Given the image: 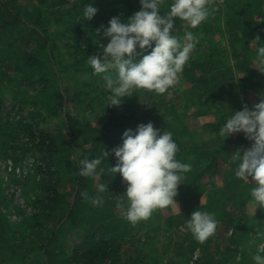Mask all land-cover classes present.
<instances>
[{
  "label": "trees",
  "instance_id": "obj_1",
  "mask_svg": "<svg viewBox=\"0 0 264 264\" xmlns=\"http://www.w3.org/2000/svg\"><path fill=\"white\" fill-rule=\"evenodd\" d=\"M89 3L92 0H0V160L10 159L26 168L22 181L12 176L9 181L20 189L26 208L31 209L27 214L18 207L13 195L5 193L8 187L0 178V264H175L167 258L168 252L180 256L186 245L191 251L199 250L200 256L194 264L248 262L245 244L254 215L245 218L243 209L249 202L252 186L246 187L245 183L242 186L234 171L218 174L220 164L232 160L237 150L246 151L251 142L242 133L223 140L219 131L230 112L242 110L238 105L226 104V97L235 94L226 85L232 78L244 75L248 82L239 78V88L253 91L258 101L264 95V78L252 68L255 57L248 56L251 51L245 47L257 35L264 41V0L225 3L227 17L235 10L236 20L247 16L250 25L240 28L241 36L231 40L234 65L227 62L230 54L223 50L221 37L212 46L213 35L219 31L212 26H218L223 7L216 6L202 28L191 29L185 22L175 21L173 34L177 38L186 31L202 36L181 75L180 80L187 81L189 87L181 93L177 87L172 90L179 93L181 113L185 115L178 113L170 101H155L164 94L145 90L124 98L119 107L107 105L108 92L102 78L93 74L88 57L102 52L108 40L102 39L98 46L95 33L101 26L107 27L113 17L127 19L140 10V3L139 0H94L92 6L98 9L97 14L85 20L83 9ZM168 3L170 0H165L162 13L168 11ZM254 14L260 22L251 24ZM207 24L213 25L207 29ZM238 42L242 48L234 46ZM146 54L138 55L137 60ZM6 91L8 97L4 95ZM143 96L149 103L140 104ZM157 103L163 106L161 110L156 109ZM71 105L98 115V119L93 124L89 117L75 118L68 112ZM189 110L192 111L189 117L211 116L212 122L193 128L179 123ZM149 122L154 128L173 134L179 146L177 159L192 166L175 198L189 212L184 218L156 215L158 232L162 228L169 231L162 236L155 233L146 240L150 245L138 238L141 225L126 221L117 207L126 204L120 197L126 185L119 174L113 176L111 171L117 163L115 157L109 155L103 161L100 181L78 175L76 158H96L103 150L111 153L122 143L125 130ZM62 127L67 131L66 138ZM212 135L216 141L210 146L205 140ZM209 175L220 176L223 186L206 192L203 180ZM100 182L107 185V192H98ZM233 182L240 186H231ZM85 192L89 197L101 196L103 205L94 207L82 195ZM204 194L205 202L198 203L196 209L214 213L218 225H224L223 232L227 227L233 228L223 237L225 245L221 248L218 227L204 242L185 229L188 214L195 208L193 202H200ZM228 205L232 206L231 210L227 209ZM75 232L82 242L67 252L66 238ZM159 237L164 240L161 256L153 248Z\"/></svg>",
  "mask_w": 264,
  "mask_h": 264
},
{
  "label": "clouds",
  "instance_id": "obj_2",
  "mask_svg": "<svg viewBox=\"0 0 264 264\" xmlns=\"http://www.w3.org/2000/svg\"><path fill=\"white\" fill-rule=\"evenodd\" d=\"M92 3L83 9L85 20L97 14L98 9ZM139 3V11L127 19L113 17L107 27L101 26L95 33L98 46L102 39L108 43L102 52L89 56L88 61L93 74L104 82L108 106L119 107L124 98L134 96L138 90L162 95L178 85L199 41L193 31H186L182 39L177 38L173 34L175 21L197 29L216 11L212 0H170L166 13L161 11L165 0H139ZM249 45L255 50L258 71L264 73V41L257 35ZM144 52L148 54L137 60ZM230 113L219 134L224 140L242 133L251 142L246 151L233 153V159L238 162L235 176L252 185L249 204L254 212L257 208L264 210V95L251 109L245 105L242 110ZM121 140L111 153L103 150L100 156L91 159L77 156L78 175L100 181L104 171L100 166L113 155L117 161L111 168L113 176L119 174L126 185L120 196L126 204H117L126 221L135 225L149 220L158 209L175 206L178 210L175 200L178 187L192 166L177 159L179 146L173 134L158 130L149 122L137 125L134 130H125ZM98 192H107V185L100 182ZM82 195L94 207L103 205L101 196L89 197L86 192ZM217 225L214 213L196 209L186 219L185 229L204 242L215 234ZM255 236L264 240V231H256ZM252 261L264 264V243L259 244Z\"/></svg>",
  "mask_w": 264,
  "mask_h": 264
},
{
  "label": "rangeland",
  "instance_id": "obj_3",
  "mask_svg": "<svg viewBox=\"0 0 264 264\" xmlns=\"http://www.w3.org/2000/svg\"><path fill=\"white\" fill-rule=\"evenodd\" d=\"M228 1H231V0H212V3L215 6L223 7V11H221V13H220V19H219L218 26H214L213 24H207L206 28L209 29L212 25H213L212 26L213 29H217V27L219 28V31L217 30V32L213 35L212 46H215V43L219 40L218 38L221 37L222 41H223L222 43L224 45L223 50L229 52V54H230V57H229V59H227V62H229L231 65H234L235 61L231 57V44H232L231 40H233V38H235L241 34V32H239L240 28H242L243 26L244 27H250V25L248 23L247 16L243 15V18L239 17V19L236 20L235 16H237V14H236L235 10H231V15H229V17H227L225 15V3H227ZM235 9H237V8H235ZM262 9L264 10V6L262 7ZM253 17H255V18H253ZM253 17H252L253 20H252L251 24H255V23L260 22V18H258L257 15L254 14ZM236 21H238V22L236 23ZM230 22L233 23V26H231V27H230ZM202 25H200L199 28H202L203 27ZM182 37H181V39H182ZM200 37H202V36L200 35L198 37V40L200 39ZM235 39H237V38H235ZM249 44H250V42H248L245 45L246 49L249 48V50L251 51V52H248L247 54H248V56L255 57V55H256L255 50ZM234 46H236L237 49H239V47L242 48V44H240L239 42L234 43ZM252 68L255 69L256 72H259L258 71L259 66L256 65L255 62H253ZM260 74H262L261 76L264 78V74L263 73H260ZM239 78L241 80H244L245 76L244 75H237L234 78H232L228 84H226L230 87V89L235 90V94L233 96L226 97V104L227 105H233V106L238 105L241 109L245 105L248 108H250L251 106H254L256 103L259 102L257 99V95L253 91H250V90H248V91L243 90L242 91L239 88V87H241V85L238 81ZM245 81H246V78H245ZM246 82H248V79ZM175 87H177L178 90L180 91L179 93H181L184 89L187 90V88L189 87V83L185 80L184 81L180 80L179 84L176 85ZM175 87H173V88H175ZM173 88L169 89V92H167V94H164L162 97L158 98L155 101H159V100H161V101L165 100L167 102L170 101L178 108V110L180 111L178 113L182 114L181 111L183 109V105H182V102L180 100L181 97H180L178 92H172ZM4 95L6 97H8V91H6V93H4ZM164 97L167 98V100L164 99ZM143 103H145V104L149 103L148 98H145V96L141 97V99H140V104L142 105ZM162 107L163 106L160 103L156 104V109L161 110ZM229 109H231V108L229 107ZM83 111H84V109H78V108L76 109L75 105H71L68 108V112L71 115H73L75 118H81L83 116H86V117L90 118V119L87 118L89 121H91L90 123L94 124L95 119H98V115H94V114L92 115L91 112H89V111L87 113H85ZM234 111L235 110H233L232 112H234ZM191 112L192 111L189 110L186 113L185 118H183L184 116H182L179 123H181V121H182V123L184 125H186L187 127L193 128V127L200 125V124L212 122V121H210L211 116H204V117H199V118H195V119L192 117H189ZM144 114H146L145 111H144ZM182 115H185V114H182ZM58 121L61 125L62 118L61 117L58 118ZM62 131H63V134L66 138L67 137V131L64 127H62ZM205 141H206L207 145L213 146L215 144L216 138H215V136L212 135V136H210V138L206 139ZM77 152L79 155H81L79 149H77ZM226 163L227 164H224V165L220 164L218 175H220L222 171H224V173H225V170L228 172L234 171V174H235V169L237 167L238 162L232 158V160H229ZM7 175H8V173H4L2 171L0 172V178H2L1 183L3 184L5 182H7L6 186H8V176ZM231 175H232V173H231ZM21 181H22V178H21ZM203 183L206 185L205 186L206 192H208L209 189L215 190V188L223 186L222 185L223 182H222V179L220 176H212V175L210 176L209 175L206 178H204ZM249 183L252 184L251 179H249ZM241 184L243 186L244 182ZM233 185L240 186L238 183H234V182L231 184V186H233ZM251 186L252 185L246 184V187H251ZM2 188H5L4 185H2ZM250 190H251V188H250ZM7 191H8V189H7ZM5 193H6V191H5ZM231 195H232V193L230 194V196ZM205 200H206V194H204V196L201 198L200 202H198V201L193 202V206H195V208L193 210H195L199 206L198 203L203 204L205 202ZM176 204H177L178 210L175 208V206H172V207L166 208V209H158L153 213L152 217L149 220L137 223V224L141 225V228H139V230H138L139 231L138 238H140V241L150 245L151 243L147 242L146 240H149L155 233H158V235L162 236L169 231V229L162 228V230L160 232H158V230L156 229L157 226L155 225V221L158 217L156 215L159 214L162 217H165L166 215H169V214L172 215L173 214L174 216L184 218V216L189 212L188 209L183 208L177 202H176ZM231 208H232L231 205L227 206V209L231 210ZM243 210L245 211V215H244L245 218H251L254 215V221H252V223L250 225H248V223H246V225H248V228H249V231H248V233H249L248 239L249 240L246 241L245 248H246V251L249 253V259L250 260L248 262H243L242 264H248V263L253 262L252 256L256 254V251H257L259 244L264 243V240H261L255 236L256 231H264V210H262V209L257 210L256 209L254 212V209L249 204V202L246 203V206ZM191 213L192 212H190L188 215H191ZM217 227H218V233L222 237V239L219 243L220 244L219 246L221 248L225 245V242L223 241L224 240L223 237L226 238L233 231V228L227 227L229 229L228 230H227V228L225 229V231L227 232L226 233V232H223V230H224L223 224H219ZM239 229H241L240 232L242 233V227H240ZM66 239L67 240L65 241L64 245H65V249L67 252H69L74 246H76L78 244L80 245L82 242V237L77 232L72 233ZM163 243H164V240H162L161 237H159L157 239V241L153 244V246H154L153 248H155L158 252V253H156L157 256H159V255L161 256L159 251L162 248ZM221 245H223V246H221ZM171 246H172V244L170 245V247ZM170 249H172V248H170ZM212 252H213V250H211V253ZM154 256H155V253H154ZM199 256H200V254H199L198 248L191 251V248L186 245L185 248L181 251L180 256L174 257V254L171 253V251H169L167 258L172 260V263H175V264L176 263L177 264H194V262L198 259Z\"/></svg>",
  "mask_w": 264,
  "mask_h": 264
},
{
  "label": "built area",
  "instance_id": "obj_4",
  "mask_svg": "<svg viewBox=\"0 0 264 264\" xmlns=\"http://www.w3.org/2000/svg\"><path fill=\"white\" fill-rule=\"evenodd\" d=\"M29 162L31 163V160H29ZM4 172V173H8V191L6 189V193H8V195L12 196L13 195V202L20 208L24 209V211L28 214L31 213V209L26 208V205L24 203V200L21 197V192L20 189H18V187H16V185L11 184L9 181V177L12 176L16 177V178H23V176L26 175L27 170L25 167H21L19 165H15L12 160L8 159V160H1L0 161V172ZM7 182H5L6 184ZM13 219H15V216L13 217Z\"/></svg>",
  "mask_w": 264,
  "mask_h": 264
}]
</instances>
